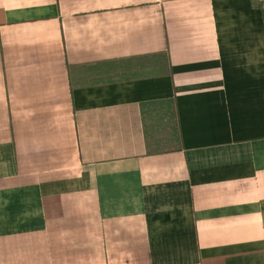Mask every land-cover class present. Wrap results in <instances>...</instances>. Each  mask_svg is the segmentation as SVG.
<instances>
[{
    "label": "crops",
    "instance_id": "1",
    "mask_svg": "<svg viewBox=\"0 0 264 264\" xmlns=\"http://www.w3.org/2000/svg\"><path fill=\"white\" fill-rule=\"evenodd\" d=\"M0 264H264L262 1L0 0Z\"/></svg>",
    "mask_w": 264,
    "mask_h": 264
},
{
    "label": "built area",
    "instance_id": "2",
    "mask_svg": "<svg viewBox=\"0 0 264 264\" xmlns=\"http://www.w3.org/2000/svg\"><path fill=\"white\" fill-rule=\"evenodd\" d=\"M262 1V9L264 10V0H260Z\"/></svg>",
    "mask_w": 264,
    "mask_h": 264
},
{
    "label": "rangeland",
    "instance_id": "3",
    "mask_svg": "<svg viewBox=\"0 0 264 264\" xmlns=\"http://www.w3.org/2000/svg\"><path fill=\"white\" fill-rule=\"evenodd\" d=\"M160 60L162 61V58Z\"/></svg>",
    "mask_w": 264,
    "mask_h": 264
}]
</instances>
